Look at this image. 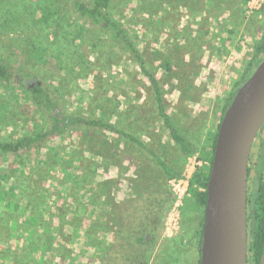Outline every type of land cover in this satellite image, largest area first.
<instances>
[{
	"label": "rangeland",
	"instance_id": "rangeland-1",
	"mask_svg": "<svg viewBox=\"0 0 264 264\" xmlns=\"http://www.w3.org/2000/svg\"><path fill=\"white\" fill-rule=\"evenodd\" d=\"M115 9L116 18L126 26L147 67L164 86L167 110L174 126L200 148L207 138L203 128L210 122L217 124L235 82L246 73L253 45L264 30V0L247 3L244 0H118ZM81 25L71 21L66 31L60 30L65 35L56 38L51 33L44 41L35 40L39 48H54L58 54L56 64L48 63L47 59L35 64L31 60L28 66L35 75L30 80L50 87L63 115L106 120L143 142L152 137L153 151L168 164L177 165V146L163 128L150 82L133 54L114 38L90 32L85 27L77 39V44H86L85 51L75 54L72 46L76 48V43L71 40ZM35 30L37 34L40 32L36 27ZM65 50L71 52L67 55ZM166 60L172 62L171 71L162 66ZM58 73L62 77L59 81L55 80ZM14 85L11 92L23 96L26 87ZM29 110V125L44 127L39 111L32 107ZM15 128L17 131L19 127ZM13 130L11 127L0 132V136L14 137ZM43 151L39 159L27 166L21 158L0 152V173L26 176L35 171L37 189L33 194V209L26 200L19 199L18 214L22 219L15 228L26 230L25 224L35 226L30 220L33 215L39 219L41 225L35 227L45 237L43 247L34 256L41 262L100 264L104 250L116 238L114 230H126L125 215L149 205L151 227L144 230H155L157 236L162 230V234L150 249L145 264H167L169 245L179 242L185 230L201 227V213L187 211L182 217L184 200L178 216L175 214L170 181H166L155 159L134 143L102 128L77 124L52 137L44 144ZM255 156L254 148L251 168ZM201 164L198 155L190 157L182 178L189 182L196 166ZM17 168L24 169V173ZM6 188L0 180V192ZM143 196L147 198L145 201L141 200ZM91 222L99 230L110 232L94 234L93 243L87 247ZM135 227L131 224L129 230ZM0 229H5L2 224ZM188 234L185 236L193 235ZM22 236L14 232L7 243L0 242V264H19L17 260L8 262L11 258L5 249L9 250L8 244L19 248ZM184 242L188 243V238ZM192 250L189 247L184 252L190 256Z\"/></svg>",
	"mask_w": 264,
	"mask_h": 264
},
{
	"label": "trees",
	"instance_id": "trees-1",
	"mask_svg": "<svg viewBox=\"0 0 264 264\" xmlns=\"http://www.w3.org/2000/svg\"><path fill=\"white\" fill-rule=\"evenodd\" d=\"M248 1L250 0H244V3ZM117 2L118 0H0V107H2L0 109V132L9 131V128L13 127L12 134H16L14 137L7 139L0 136V152L6 155L10 154L14 158H21L24 165L27 166L28 163L39 159L42 152H44V144L48 143L52 137L59 136L72 125L84 124L102 128L119 136L126 142L139 146L155 159L163 171L166 181L182 178L187 160L198 155V161H201L202 164L196 166L189 179V190L184 198L181 215L184 218L187 211L201 213V227L199 230H185L179 242L173 241L166 250V260L167 264H199L207 185L218 129L224 113L237 90L252 75L264 58V30L259 40L253 45V52L246 67L245 75L235 82L233 90L224 102L219 121L217 124L210 122L206 128H203L204 131H207V138L205 144L198 148L191 139L182 135L174 126L167 110L164 86L160 84L151 69L147 67L145 58L138 46L131 40L126 26L118 20V17L116 18L115 6ZM71 21L82 23L79 33L75 36V39L72 37L71 40L76 43V48L72 46L75 54L84 53L85 51L86 44H77L78 37L82 35L81 30L83 27L98 35H107L114 38L133 54L134 59L140 65L142 74L150 82L163 128L168 131L169 139L177 146V161H179L177 165L175 163L173 165L168 164L162 155L153 151L151 145H153L154 139L152 137L149 138L148 142H143L123 128H118L106 120L84 119L77 114L65 116L55 101V97L51 95L50 87L44 84H35L32 88L26 86L24 80H30V77L35 75L28 66L31 60L35 64V62L43 63L47 59L48 63L56 64L58 51L50 47L46 50L47 46L39 48L36 44L37 39L44 41L46 40L44 37L51 33L55 34L56 38L60 34L65 35L60 30L66 31V26ZM35 27L38 30L40 29L39 35ZM38 50L41 52L37 53ZM61 52L63 53L64 50ZM65 52L68 55L71 50H65ZM171 63L170 60H166L162 66L166 71H171ZM55 78L59 81L62 78L61 74L58 73ZM16 83L26 87L23 96L11 92L12 86H15ZM28 107L39 111L38 113L43 116L45 121L44 127L29 125L27 117L29 116L28 113L31 112ZM15 127H19L17 131ZM255 152L253 166L249 168L251 185L248 186L247 264H260L264 248V124L258 134ZM40 160L42 161L43 157ZM10 164L14 165L13 162ZM17 170L24 173V169L17 168ZM34 174L35 171L32 170L26 176H23V174L13 176L11 172L0 173V180L4 181L7 187L6 190L0 192V208L2 209L0 211V228L1 224L5 228L0 229V242L7 243L14 232L23 234L21 237L23 241L19 248L14 249L8 244L9 250L5 249V254H8L11 258L8 262L17 260L19 264H46V262H41L34 256L38 248L43 247L45 237L43 232L35 227L41 225L38 223L39 219L33 215L30 220L35 226L25 224L24 228L26 230H16L15 228L17 227L16 224L22 219L21 214H18L19 199L26 200L30 208L33 209V194L37 189ZM150 189L151 187L148 188L147 193L150 192ZM146 199L143 196L141 200L145 201ZM104 205L108 206V203L105 202ZM150 207V205L145 209L141 207L140 210L130 211L125 215L126 220L123 223L126 230H114L116 238L104 250L100 264H145L150 249L154 248L158 237L162 234V230H159L161 232H158V236L154 233L155 230H144L151 227L150 217L152 219V211ZM131 224L137 227L134 230H129ZM89 228L90 234L88 242H86L87 247H90V243H93L92 237L94 234L110 232V230H99L100 228L94 226L92 222ZM186 233L193 235L186 237ZM186 238H188V243L184 242ZM187 244L190 248H193L192 253H189L190 256H187V253L184 252L189 248L186 247ZM61 250L63 249L61 248Z\"/></svg>",
	"mask_w": 264,
	"mask_h": 264
},
{
	"label": "water",
	"instance_id": "water-1",
	"mask_svg": "<svg viewBox=\"0 0 264 264\" xmlns=\"http://www.w3.org/2000/svg\"><path fill=\"white\" fill-rule=\"evenodd\" d=\"M263 124L264 58L237 90L218 129L199 264H247L250 159Z\"/></svg>",
	"mask_w": 264,
	"mask_h": 264
},
{
	"label": "built area",
	"instance_id": "built-area-1",
	"mask_svg": "<svg viewBox=\"0 0 264 264\" xmlns=\"http://www.w3.org/2000/svg\"><path fill=\"white\" fill-rule=\"evenodd\" d=\"M170 183L173 187V192H174V199H175L174 211H175V214H177L178 216V211H179L180 206L182 205V202L188 190L189 182H188V179L180 178V179H172L170 180Z\"/></svg>",
	"mask_w": 264,
	"mask_h": 264
},
{
	"label": "flooded vegetation",
	"instance_id": "flooded-vegetation-1",
	"mask_svg": "<svg viewBox=\"0 0 264 264\" xmlns=\"http://www.w3.org/2000/svg\"><path fill=\"white\" fill-rule=\"evenodd\" d=\"M24 83L26 84L27 87H32V86H34L32 80H28V81H27V80L25 79V80H24ZM35 84H36V83H35Z\"/></svg>",
	"mask_w": 264,
	"mask_h": 264
}]
</instances>
